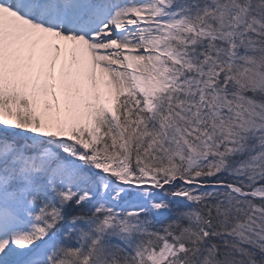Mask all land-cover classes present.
<instances>
[{
    "label": "snow or ice",
    "instance_id": "1",
    "mask_svg": "<svg viewBox=\"0 0 264 264\" xmlns=\"http://www.w3.org/2000/svg\"><path fill=\"white\" fill-rule=\"evenodd\" d=\"M0 264H264V0H0Z\"/></svg>",
    "mask_w": 264,
    "mask_h": 264
}]
</instances>
